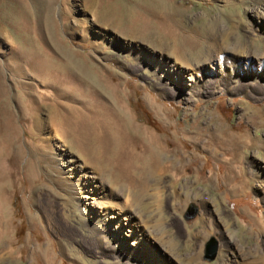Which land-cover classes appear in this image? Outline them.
Listing matches in <instances>:
<instances>
[{"label":"rangeland","instance_id":"obj_1","mask_svg":"<svg viewBox=\"0 0 264 264\" xmlns=\"http://www.w3.org/2000/svg\"><path fill=\"white\" fill-rule=\"evenodd\" d=\"M20 1L24 3L23 10L16 0H0V71L4 77L2 83L9 94L8 105L12 110H16V98L21 91L16 93L14 90L13 84L16 81L10 75L6 63L11 62L14 49L30 52L37 46L50 53L57 50L47 24L49 9L63 45L71 50L86 52L90 66L104 64L124 77L130 91L129 107L137 117V122L157 132L172 147L174 144L180 145L184 149L198 152V155L188 159L190 163L186 162L187 165L182 164L159 179L147 175L143 179L145 186L129 194L130 200L128 198L129 202H126L132 204L133 211L149 236L148 243L154 250L144 255L145 258L139 257L137 263L134 259L114 258L100 253L99 247L88 237L86 226L75 214L74 203L66 195V184L50 181V178L56 179L55 175L58 174L55 158L47 162L42 155L43 148L33 147L36 144L32 137L34 130H30L29 134L21 131L20 148L23 157L19 160L21 167L16 168L17 180L9 187L6 213L15 248L13 260L9 264H148L149 261L150 264H225L219 248H215L212 259L204 257L210 238L218 246L220 232H227L240 247L245 245L246 248L247 244L252 249L256 244L261 247L262 234L240 208L246 207L254 215L264 217V198L257 193L259 178L254 173L253 165V161L264 162V98L257 95V91L236 95L223 90L209 98L193 96L190 105H187L179 95L173 97L169 92H160L157 86L161 81L156 78L153 69L136 68L132 59H128L125 54L124 46L114 47L102 34L108 33L120 38L123 45L131 42L141 52L153 51L183 64H188V60L191 64L203 61L215 52L213 50L221 51V56L226 58L233 52L262 49L255 36L256 20L251 12L264 0H233L235 3H227V0H150L157 13L162 15L165 11L169 15L168 20L172 26L177 23L175 28L180 33L184 34L190 29L195 31L198 43L189 52L188 48L178 45V58L169 50L172 40L161 39L162 44L153 34H149V37L152 36L148 37L150 42L148 38H136L132 34L113 29L110 24H102L93 14L94 7H97L95 10H101L103 2H110L112 9L117 7L115 20L117 18L116 22L123 27L128 22L125 17L134 14L142 0ZM164 5L167 6L165 10L162 8ZM151 40H155L154 43ZM239 67H242L241 63ZM20 79L32 82L33 87H42L29 76ZM146 94L168 106L170 117L167 119L184 129L195 124L199 135H178L172 142L171 127L148 108L143 98ZM244 103L248 108H245ZM252 109L255 111L252 112ZM211 113L220 120L225 132H233L237 138L229 139L222 133L217 120L211 118ZM38 115L45 117V112L41 109ZM39 135H45L48 139L47 148H44L47 153L57 150L55 145L60 142L55 138L54 130L45 128ZM27 156L36 166L34 180L37 184L32 189H29V183L21 171V168L26 167ZM78 157L100 179L105 178L96 164L89 163L82 156ZM230 163L232 167L228 166ZM47 164L51 166L49 170ZM4 165L7 166L8 162L5 161ZM55 170L57 173H54ZM48 171L50 177L46 173ZM210 173L218 180L204 177ZM104 181L107 184L105 188L116 195V201L127 199L123 196L126 185L110 183L106 178ZM160 198H163L165 204L163 208L157 206ZM230 212L231 216L227 217ZM251 255L255 258L259 256L253 250ZM259 261L262 262L261 259ZM2 264H7L6 260Z\"/></svg>","mask_w":264,"mask_h":264},{"label":"bare ground","instance_id":"obj_2","mask_svg":"<svg viewBox=\"0 0 264 264\" xmlns=\"http://www.w3.org/2000/svg\"><path fill=\"white\" fill-rule=\"evenodd\" d=\"M16 1L19 2V7L23 10L24 3L20 0ZM142 1L139 6L137 5V9L135 8L134 14L128 16L129 12L126 13L129 18L125 17L128 22L123 27L116 22L117 7L115 10L112 9L111 4L109 5L110 2H103L101 10H95L97 7L93 6V14L95 19L101 21L102 24H110L113 29L132 34L136 38L144 40L149 37V34H153L159 41L161 39L172 40L170 46L166 47L169 46L170 52L176 58L180 55L178 45L188 48L189 52V49L198 43L195 31L190 29L184 34L180 33L178 28H175L177 23L173 24L174 26L170 24L169 15H166L165 11L161 15L155 11L152 1ZM227 3H235V1L227 0ZM162 8L165 10L167 6L164 5ZM254 8L251 15L256 20L255 36L262 45L261 50L247 51V49L233 52L226 58L221 56V51L213 50L215 52L212 55L198 63L191 64L186 57L188 64H183L177 59L171 60L161 54H155L153 51L141 52L131 42L123 45L121 39L116 36H110L108 33L102 35L114 47L124 46L125 54L128 59H132L136 68H152L156 78L161 81L157 86L160 92L164 94L169 92L173 97L179 95L187 105L191 103L193 96L209 98L223 90L236 95L257 91V95L264 98V2ZM90 9L92 8L90 7ZM171 16L173 17L172 14ZM47 18L49 33L57 50L54 49V52L50 53L44 48H37V46L33 47L34 49L32 48L30 52L14 49L10 58L11 62L6 63L10 69V75L16 81L13 84L14 90L16 93L21 91L16 98V110H12L8 105L9 94L5 89L6 86L2 83L3 74L0 71V264L5 260L9 264L15 254L11 224L6 215L8 193L9 187L17 180L16 168L20 166V157H23L20 148L22 142L20 132L29 134L30 130H34L32 137L36 144L33 147L35 149H38L39 146L43 148L42 155L47 162L55 158L58 174L55 175L56 179L50 178V181L66 184L64 186L68 193L66 195L72 204L74 203L75 214L86 226L88 237L96 243L100 253L114 258L134 259L138 263L139 257L145 258L144 255L154 250L148 243L149 236L133 211L132 204H128L129 194L139 190L140 186H145L143 179L147 178V175L159 179L162 175L179 168L180 165H187L188 159L196 158L198 152L184 149L176 144L172 147L157 132H152V129L150 130L147 126L137 122V117L129 107L130 91L127 88V83L123 80L124 77L111 71L104 64L90 66L88 63L90 60L88 61L85 56L86 52L71 50L68 46L63 45V41L58 37L54 18L49 9ZM120 19L122 20V17ZM160 43L162 42L160 41ZM239 63L242 64V67H239ZM25 76L36 80L42 87L40 89L33 87L31 86L32 82L20 79ZM116 77L118 78L116 79ZM141 86L143 85L141 84ZM254 87L257 88L254 89ZM143 98L154 115L159 120H165L166 123H164L171 127L170 139L172 142L178 138V135H199L195 124L184 129L167 119L168 116L170 117V113H167L168 106L159 103L156 98L147 94ZM239 105L241 106L242 102ZM245 105L244 107L248 108L247 104ZM41 109L45 112V117L38 115ZM254 111L252 109V112ZM210 115L211 118L217 120L222 133H225L229 139L237 138L235 133L223 130L222 123L214 113ZM45 128L54 130L55 138L60 142L55 145L57 150L51 151V154L45 150L48 139L45 135H39L40 131ZM75 154L86 158L89 163L96 164L110 183L126 185V193L123 196L127 199L121 202L116 201V195L105 188L107 187L105 178L100 179L98 174ZM5 161L8 162L7 166L4 165ZM25 164L26 167L21 168V171L29 183V189H32L37 184L34 180L36 166L33 161L28 159V156ZM230 165L231 163L228 166ZM253 165L254 173L259 178L256 185L257 193L264 198V162L253 161ZM47 166H49L47 167L49 170L50 164ZM57 172L55 170L54 173ZM46 173L50 177V171ZM204 177L218 180L211 173ZM115 194L118 195V193ZM162 199L157 201V206L163 208L165 204ZM240 209L245 216L250 217L254 227H257L262 234L263 245L260 247L256 244L253 249L248 244L246 248L245 245L240 247L236 242L234 243L227 232H225L226 234L220 232L216 249H220L221 258L225 264H259V259L262 261L260 264H264V217L254 215L253 211L251 209L248 211L246 207ZM230 214L231 212L227 214V217L231 216ZM252 250L259 254L258 259L251 255ZM143 261L145 262V260ZM149 262L148 264H150Z\"/></svg>","mask_w":264,"mask_h":264},{"label":"water","instance_id":"obj_3","mask_svg":"<svg viewBox=\"0 0 264 264\" xmlns=\"http://www.w3.org/2000/svg\"><path fill=\"white\" fill-rule=\"evenodd\" d=\"M206 255L204 256L206 259H212L213 255H215L216 242L213 238H210L207 243Z\"/></svg>","mask_w":264,"mask_h":264}]
</instances>
